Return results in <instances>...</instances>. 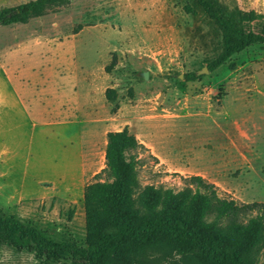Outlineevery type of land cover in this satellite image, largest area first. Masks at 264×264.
<instances>
[{"label":"rangeland","instance_id":"374dc122","mask_svg":"<svg viewBox=\"0 0 264 264\" xmlns=\"http://www.w3.org/2000/svg\"><path fill=\"white\" fill-rule=\"evenodd\" d=\"M210 1L235 22L239 10L264 13V0ZM221 50L220 27L196 0H69L0 24V85L15 108L0 86L2 210L54 242L84 244L83 186L105 166L106 133L124 125L143 145L135 152L141 187L179 191L199 175L223 197L264 204V45L203 70ZM191 71L198 78H187ZM0 264L79 263L4 244Z\"/></svg>","mask_w":264,"mask_h":264},{"label":"trees","instance_id":"16d2710c","mask_svg":"<svg viewBox=\"0 0 264 264\" xmlns=\"http://www.w3.org/2000/svg\"><path fill=\"white\" fill-rule=\"evenodd\" d=\"M196 1L222 33V50L206 65L210 72L234 54L264 45V13L239 10L235 22L210 0ZM68 2L30 0L5 6L0 24L24 23ZM185 9L195 12L190 6ZM258 22L259 31L252 27ZM186 77L198 75L191 71ZM117 96L115 89L105 90L106 99L115 101L114 111ZM106 137L105 166L83 186L84 244L54 242L33 222L0 207V249L8 244L34 250L46 260L65 254L79 264H257L264 248L263 203L223 197L199 175L184 178L187 185L179 191L152 184L141 187L135 152L143 145L128 125L108 131Z\"/></svg>","mask_w":264,"mask_h":264},{"label":"crops","instance_id":"0c3cea01","mask_svg":"<svg viewBox=\"0 0 264 264\" xmlns=\"http://www.w3.org/2000/svg\"><path fill=\"white\" fill-rule=\"evenodd\" d=\"M5 1H8V0H0V4H2ZM1 88L3 89V92L5 93L4 95H5L7 108L9 110V112H11L12 110H15V108H14V98H13V95H12V91L8 90L6 88H3L2 86H1ZM11 114H12V112H11ZM8 123L9 122L6 119H4L1 122V124H6L7 126H12V128H14V129H16V128H18L20 126L19 124H16L15 122H14L15 125H12L11 123H9V125H8ZM121 129H116V130H121ZM116 130H113V131H116ZM31 142H34L33 139L31 140ZM106 142H107V137L105 136V143ZM105 146H106V144H105ZM48 149H50L51 151L55 152L58 155H62V157L66 159V154L64 153V151L62 153V151L59 148L57 149V146L54 145V143L48 142ZM104 153H105V150H104Z\"/></svg>","mask_w":264,"mask_h":264},{"label":"water","instance_id":"95a60500","mask_svg":"<svg viewBox=\"0 0 264 264\" xmlns=\"http://www.w3.org/2000/svg\"><path fill=\"white\" fill-rule=\"evenodd\" d=\"M203 70H205V71H207V72L209 71L207 67H204ZM201 71H202V70H201ZM145 75H146V74H145Z\"/></svg>","mask_w":264,"mask_h":264}]
</instances>
